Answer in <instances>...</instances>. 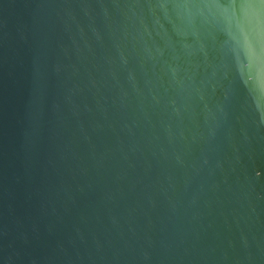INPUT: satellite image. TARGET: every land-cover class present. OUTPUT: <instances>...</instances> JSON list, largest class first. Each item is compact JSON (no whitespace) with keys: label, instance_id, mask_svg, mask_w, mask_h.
Returning <instances> with one entry per match:
<instances>
[{"label":"water","instance_id":"95a60500","mask_svg":"<svg viewBox=\"0 0 264 264\" xmlns=\"http://www.w3.org/2000/svg\"><path fill=\"white\" fill-rule=\"evenodd\" d=\"M0 264H264V0H0Z\"/></svg>","mask_w":264,"mask_h":264}]
</instances>
